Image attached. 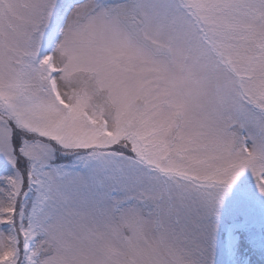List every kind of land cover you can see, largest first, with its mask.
<instances>
[{"label": "snow or ice", "instance_id": "6c2138e0", "mask_svg": "<svg viewBox=\"0 0 264 264\" xmlns=\"http://www.w3.org/2000/svg\"><path fill=\"white\" fill-rule=\"evenodd\" d=\"M0 264H264V0H0Z\"/></svg>", "mask_w": 264, "mask_h": 264}]
</instances>
